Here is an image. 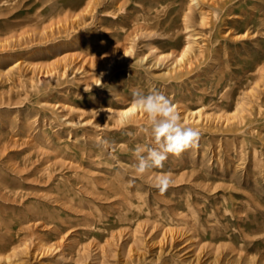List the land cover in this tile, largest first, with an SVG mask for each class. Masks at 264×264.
I'll return each instance as SVG.
<instances>
[{
	"label": "rangeland",
	"instance_id": "374dc122",
	"mask_svg": "<svg viewBox=\"0 0 264 264\" xmlns=\"http://www.w3.org/2000/svg\"><path fill=\"white\" fill-rule=\"evenodd\" d=\"M229 3L0 0V264H264V0ZM188 43L195 57L173 68ZM134 90L162 92L201 132L198 147L143 176L134 150L156 146L146 116L119 115ZM161 174L173 180L164 193ZM81 175L101 191L120 183L135 207ZM65 187L79 195L60 201L72 217L55 221L51 199Z\"/></svg>",
	"mask_w": 264,
	"mask_h": 264
},
{
	"label": "clouds",
	"instance_id": "9594fccd",
	"mask_svg": "<svg viewBox=\"0 0 264 264\" xmlns=\"http://www.w3.org/2000/svg\"><path fill=\"white\" fill-rule=\"evenodd\" d=\"M130 111L145 114L148 123L141 131L154 137L156 144L155 147L136 146V174L143 176L153 168H163L169 155L178 157L184 151L198 147L200 130L185 125L178 108L162 92L153 90L145 95L142 91L134 90ZM99 143L106 147L108 141L101 140ZM172 183L171 174H161L155 178V187L161 193L166 192Z\"/></svg>",
	"mask_w": 264,
	"mask_h": 264
},
{
	"label": "bare ground",
	"instance_id": "6f19581e",
	"mask_svg": "<svg viewBox=\"0 0 264 264\" xmlns=\"http://www.w3.org/2000/svg\"><path fill=\"white\" fill-rule=\"evenodd\" d=\"M87 1V0H86ZM193 2H194V5L195 6H197L198 8H200L201 6L203 7V5H208V6H213V7H215V8H217V10L218 11H220V12H223L225 9H226V7L230 4L229 3V0H192ZM88 4V3H87ZM80 7H82V6H80ZM193 7V6H192ZM229 7V6H228ZM159 8V7H158ZM189 8V7H188ZM60 9H62V8H60ZM88 8H86V9H84V11L85 10H87ZM90 9V8H89ZM202 9V8H201ZM200 9V10H201ZM204 9V8H203ZM205 10V9H204ZM58 11V10H57ZM60 11V10H59ZM203 11V10H202ZM214 11H216V10H214ZM61 12V11H60ZM159 12V11H158ZM68 13V12H67ZM226 14V13H225ZM184 15V14H183ZM188 15V14H187ZM198 15V14H197ZM58 16V15H57ZM191 16V15H190ZM201 16V17H200ZM199 17V19H201V20H199L200 22H204L205 20H207L208 18V15H200ZM207 16V17H206ZM75 17H76V15H75ZM184 17H186V16H184ZM211 17V16H210ZM218 17H219V14H218ZM54 18H56V17H54ZM69 18H70V16L69 15H66V14H64L63 15V17L62 18H59L58 19V22H60V23H68V20H69ZM198 18V17H197ZM264 18V17H263ZM75 19V18H74ZM184 19H186V18H184ZM188 19H186V21H187ZM218 20V19H217ZM262 20H264V19H262ZM258 21V20H257ZM257 21H256V23H257ZM70 22V21H69ZM72 22V21H71ZM74 22V21H73ZM189 22V21H188ZM207 22V21H206ZM263 22V24H264V21H262ZM190 23V22H189ZM218 23V22H217ZM204 24H206V23H204ZM65 25V24H64ZM209 25V24H208ZM186 26H189L188 25V23H187V25ZM259 26H261V25H259ZM61 27V26H60ZM68 27V26H67ZM190 27V26H189ZM264 27V26H263ZM262 28V27H261ZM260 28V29H261ZM259 29V28H258ZM228 32V31H227ZM47 33V32H46ZM225 34V33H224ZM188 42V41H187ZM192 43H194V42H192ZM211 48V47H210ZM194 47H193V45L192 44H190V43H188L187 44V46L186 47H184V49H182V51H181V54L176 58V59H174V61H173V63H174V67L172 66V65H170V66H172L173 68H178V69H181L182 70V66H181V64L182 65H184L183 63L184 62H186V59L189 57V56H193V57H195V55H194ZM206 50V49H205ZM196 52V51H195ZM200 52H202V50L200 51ZM199 54V53H198ZM207 54V53H206ZM125 55H127V54H125ZM125 57V56H124ZM154 59H155V61L156 62H159L160 61V56H158V55H155L154 56ZM124 60H126V57H125V59ZM143 61V60H142ZM246 61V60H245ZM139 62H140V60H139ZM264 62V61H263ZM186 65V64H185ZM255 65V64H254ZM261 65H262V63H261ZM263 65H264V63H263ZM262 65V66H263ZM189 66V65H188ZM251 67V66H250ZM258 67V66H257ZM170 68V67H169ZM186 68V67H185ZM187 69V68H186ZM257 69V68H256ZM260 68L258 67V70H259ZM172 71V70H171ZM257 70H255V72H256ZM261 71L262 72H264V68H262L261 69ZM182 72V71H181ZM184 72V71H183ZM165 73V72H164ZM258 73V72H257ZM253 74H254V72H253ZM180 76V75H179ZM255 76V75H254ZM174 77V76H173ZM179 79V78H178ZM256 79V78H255ZM253 81V80H252ZM255 81V80H254ZM251 82V81H250ZM263 83V80H261V78L260 79H257L255 82H254V86H256V87H259V86H261V84ZM251 84H252V82H251ZM247 85V84H246ZM248 88H249V86H248ZM60 107H62V106H60ZM131 108H132V105L129 107V108H127V109H124V110H122V111H120L119 112V115L121 116V117H123V118H125L126 120H129V119H133V118H135V117H140L139 115H137L136 114V112H138V111H136V112H131L130 110H131ZM183 109V108H182ZM179 110V109H178ZM185 110V109H184ZM186 111V110H185ZM199 111H197V113H198ZM200 113V112H199ZM185 114V113H184ZM202 114V113H201ZM189 115V114H188ZM187 115V116H188ZM202 116V115H201ZM224 116V115H223ZM194 116H193V114H192V116H191V118H193ZM122 118V119H123ZM141 118V117H140ZM184 118V117H183ZM137 121V120H136ZM183 121V120H182ZM79 143V142H78ZM8 153V152H7ZM61 166V165H60ZM59 166V167H60ZM65 167H66V164H65ZM68 167V166H67ZM71 167V166H70ZM69 167V168H70ZM58 169V168H57ZM66 169V168H65ZM75 170V169H74ZM69 173V172H68ZM86 173V172H85ZM73 174V173H72ZM76 174L77 173H74V175H75V177H76ZM83 174V173H82ZM86 174H88V173H86ZM188 174V173H187ZM191 174H192V172H191ZM38 175V174H37ZM71 175V174H70ZM105 175V174H104ZM103 175V176H104ZM88 176V175H87ZM86 175H81L80 176V178H81V180L83 179L84 180V182H85V184L87 185V186H89L90 188H92L94 191H96V192H99V194L100 193H103L104 195H109L110 197L112 196V197H115L116 195H118L119 193H123L124 194V196L128 199V204H129V208L131 209L132 207L134 208L135 206H134V204H133V202H132V200H131V195L129 194V191L128 190H123V189H121V185H120V183H118V182H115L114 180L113 181H108L107 182V184H108V188H110V189H106L105 191L103 190V191H101L100 189H98V187H97V185L99 184L98 183V180H96V179H89L88 177H87ZM94 176V175H93ZM184 176V175H183ZM177 177V176H176ZM182 177V176H181ZM16 178V177H15ZM192 178V177H191ZM195 178V177H194ZM52 179H53V182H54V185H56V187H59V184L61 183V182H65V178H64V175L62 174V173H59V174H56V175H54L53 177H52ZM87 179V180H86ZM102 179V178H101ZM182 179V178H181ZM184 179V178H183ZM187 179H190V177L188 176V178ZM101 181V180H100ZM99 181V182H100ZM195 181V180H194ZM197 181H199V180H197ZM193 183H197L196 181L195 182H193ZM204 183L206 184V185H208L205 181H204ZM53 184V183H52ZM203 184V183H202ZM106 185V184H105ZM200 186V185H199ZM198 186V187H199ZM201 186H204V184L203 185H201ZM198 187H197V189H198ZM208 187L209 188H211L210 187V185H208ZM214 187H216V186H214ZM203 188V187H202ZM226 187H223L222 189H225ZM201 189V188H200ZM214 189V188H213ZM228 189V188H227ZM199 190V189H198ZM206 190H208V188L206 189ZM211 190V189H210ZM226 190V189H225ZM229 191V190H228ZM69 192H73V194L74 195H79V192H77V191H75L74 189H72V188H67V187H65V190L62 192V193H60V197H59V199L58 198H55V199H51V201H53V202H55L56 203V206L54 205V207H52L51 209L52 210H54L55 211V213H56V215L53 217V219H55V221L57 220H63L64 218H66L65 216L66 215H68V217H67V219L69 218V217H72L71 215H69V214H67V212H65L64 210H63V204H61L60 203V201L61 200H63V199H67V197H68V193ZM81 192V191H80ZM96 192H94V193H96ZM131 192V191H130ZM207 192V191H206ZM3 193V192H2ZM90 193V192H89ZM93 193V192H92ZM132 193V192H131ZM201 193V192H200ZM208 193H210V191H208ZM120 194V195H121ZM133 194V193H132ZM91 195V194H90ZM96 195H97V193H96ZM139 195V194H138ZM21 196V195H20ZM40 196V195H39ZM44 196V195H43ZM80 196H81V194H80ZM100 196H102V195H100ZM119 196V195H118ZM118 196H116V198L118 197ZM134 196V195H133ZM132 196V197H133ZM208 196V195H207ZM38 197V196H37ZM45 197V196H44ZM89 197V196H88ZM120 197V196H119ZM141 197H142V195H141ZM87 198V197H86ZM91 198V197H90ZM102 198V197H101ZM104 198V197H103ZM124 198V197H123ZM138 199H139V197H137ZM214 198V197H213ZM17 199H20V197H18ZM35 199V198H34ZM72 199V198H71ZM82 199V198H81ZM105 199V198H104ZM125 199V198H124ZM143 199V198H142ZM38 200H39V198H38ZM70 200V199H69ZM88 200V199H87ZM103 200V199H102ZM105 200H107V199H105ZM126 200V199H125ZM93 201V200H92ZM91 201V202H92ZM109 201V200H108ZM118 201V200H117ZM137 201V200H136ZM86 203V202H85ZM114 203V202H113ZM112 203V204H113ZM115 203H116V201H115ZM114 203V204H115ZM121 203V202H120ZM140 203V202H139ZM187 203V202H186ZM37 204V203H36ZM111 204V205H112ZM118 204V203H117ZM137 204V203H136ZM143 204V203H142ZM189 204V203H188ZM53 205V204H52ZM118 205H120V204H118ZM140 205V204H139ZM5 206V205H4ZM27 206V205H26ZM42 206V205H41ZM106 206V205H105ZM127 206V205H126ZM13 207V206H12ZM28 207V209H29V211H31V212H33L34 210H37V209H39V207L38 206H36V207H34L32 204L31 205H29V206H27ZM38 207V208H37ZM103 207V206H102ZM114 207V206H113ZM122 207V206H121ZM124 207V206H123ZM140 207H141V205H140ZM6 208V207H5ZM200 208V207H199ZM124 209V208H123ZM129 209V210H130ZM191 209V208H190ZM43 210V209H42ZM47 210H49V208L48 209H44V212H46ZM113 210V209H112ZM139 210H141V209H139ZM189 210V209H188ZM264 210V209H263ZM66 211H67V209H66ZM121 211V210H120ZM128 211V210H127ZM126 211V212H127ZM136 211V210H135ZM170 211V210H169ZM189 211H191V213H192V209L191 210H189ZM52 212V211H51ZM122 212V211H121ZM126 212H125V214H126ZM143 212V211H142ZM141 212V213H142ZM198 212H201V211H198ZM197 212V213H198ZM119 213V212H118ZM121 214V213H120ZM119 215V214H118ZM200 215V214H199ZM208 215V214H207ZM195 217V216H194ZM199 217V216H198ZM206 217V216H205ZM137 218V217H136ZM206 218H208V217H206ZM35 220V219H34ZM134 220H136V219H134ZM140 220V219H139ZM145 220H146V218H145ZM1 221V220H0ZM37 221V220H36ZM35 221V222H36ZM144 221V220H143ZM28 223L30 222L31 223V220H29V221H27ZM34 222V223H35ZM139 222V221H138ZM141 222V221H140ZM29 223V224H30ZM33 224V223H32ZM136 226V227H135ZM135 226H133V227H135L134 229H133V231H131L132 232V234L133 233H135V232H139L141 229H143L145 226H146V223L145 224H139V223H137V225L135 224ZM29 228L30 229H32V228H34V226L33 225H29ZM57 229V231H58V233H59V235H60V238H58V239H61V241H62V239L64 240L65 239V237H66V233H67V230L66 229H64V230H62V229H60L59 227H57L56 228ZM54 230V229H53ZM69 231V230H68ZM175 231V230H174ZM210 232H211V230H210ZM174 233V232H173ZM180 233V232H179ZM126 235V234H125ZM122 236H124V234L123 233H121V232H119L117 235H113V238L114 239H120ZM113 239V240H114ZM109 240V239H108ZM33 241V245H34V247H35V249H37V248H41V249H43L44 250V248L46 249L47 247H45V245H43L42 243H41V241L40 240H38V239H33L32 240ZM161 241V240H160ZM137 242V241H136ZM105 243V242H104ZM107 243L108 244H110L108 241H107ZM219 243V242H218ZM228 243V242H227ZM104 245V244H103ZM106 245V244H105ZM104 245V246H105ZM133 245V244H132ZM107 247V246H106ZM49 248V247H48ZM102 250H103V246L102 247H100ZM81 250H84L85 249V247L84 246H81V248H80ZM220 252H221V254H223V252H224V247H220ZM96 250V249H95ZM79 251V250H78ZM111 252V251H110ZM219 252V253H220ZM81 255V254H80ZM4 259H6V257H4ZM225 259V258H224ZM229 261V260H228ZM236 261V263L238 262L239 263V260H238V257H237V259L235 258V260H232V262L234 263ZM248 259H246V262L248 263ZM256 262V261H255ZM190 263V262H189ZM246 263V264H247ZM249 263H250V261H249ZM222 264V263H221Z\"/></svg>",
	"mask_w": 264,
	"mask_h": 264
}]
</instances>
